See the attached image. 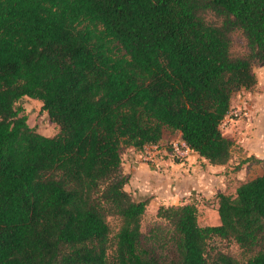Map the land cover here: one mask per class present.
I'll use <instances>...</instances> for the list:
<instances>
[{"label":"trees","instance_id":"1","mask_svg":"<svg viewBox=\"0 0 264 264\" xmlns=\"http://www.w3.org/2000/svg\"><path fill=\"white\" fill-rule=\"evenodd\" d=\"M256 64L264 0H0V264H264V173L215 196L219 225L200 226L194 203L160 206L168 231L146 238L148 201L125 191L120 156L170 130L228 164L220 125ZM24 97L56 135L29 127Z\"/></svg>","mask_w":264,"mask_h":264},{"label":"rangeland","instance_id":"2","mask_svg":"<svg viewBox=\"0 0 264 264\" xmlns=\"http://www.w3.org/2000/svg\"><path fill=\"white\" fill-rule=\"evenodd\" d=\"M245 51L244 40L238 35L234 36L233 54L242 55ZM253 73L257 79V84L254 88L239 91L233 96L231 101L230 109L241 108L244 111L243 115L238 120L232 119L230 123L221 128V131L226 136L231 137L234 143L232 159L228 164L224 165L220 173L225 176L223 194H234L236 187L240 183L256 178L264 173V64L254 65ZM17 107L23 110V114L27 118V124L37 133L46 137H52L58 132V127L50 121L47 113L42 110L41 102L24 97L18 102ZM164 133L169 135L170 138L165 147L169 150L172 158L169 144L171 141H180V139L176 133L170 130H165ZM244 160L248 161L241 165V162ZM209 207L210 211L204 218L205 214L199 211V217L203 218V222L198 221L200 226H217L220 224L219 216L216 215L215 209L211 208V206ZM108 222L112 230L108 251V254L111 256L115 248L114 236L117 232L119 221L115 217H109ZM141 229L146 238H154L159 230H162L163 234H165L168 231V226L165 222L153 218L149 213L146 215ZM220 246H224V252L230 256L238 260L245 259L237 245L232 243L226 246L223 243ZM170 247L168 243H166L165 247L159 245L157 252L162 256L167 255V249Z\"/></svg>","mask_w":264,"mask_h":264},{"label":"crops","instance_id":"3","mask_svg":"<svg viewBox=\"0 0 264 264\" xmlns=\"http://www.w3.org/2000/svg\"><path fill=\"white\" fill-rule=\"evenodd\" d=\"M222 134L233 141L231 137L223 132ZM176 135L181 140L180 135ZM169 141V135L164 133L155 166L141 160L143 151L137 152L132 148L121 151V174L127 179L125 191L135 201H148L145 217L150 213L156 220L160 206H178L185 203L196 204L198 211L205 214L203 218L210 211L209 206L218 215L215 196L224 193L225 176L220 174L224 166H212L196 154H191L185 160L175 161L165 147ZM203 218L198 215V221L203 222Z\"/></svg>","mask_w":264,"mask_h":264},{"label":"built area","instance_id":"4","mask_svg":"<svg viewBox=\"0 0 264 264\" xmlns=\"http://www.w3.org/2000/svg\"><path fill=\"white\" fill-rule=\"evenodd\" d=\"M243 112L241 108H235V109H230L227 115L224 117V120L222 121L220 128L225 127L228 123L234 120H238L242 115ZM170 152L172 155V158L174 160L182 161L188 158L191 155V151L189 147L182 141H171L170 144ZM160 147L159 145H149L144 148L142 154H141V160L144 163L147 164H156V158L158 153L160 152Z\"/></svg>","mask_w":264,"mask_h":264}]
</instances>
